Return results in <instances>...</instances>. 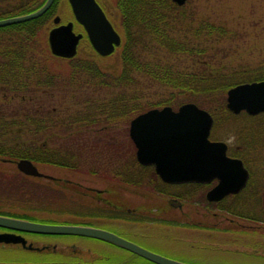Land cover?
Listing matches in <instances>:
<instances>
[{
  "label": "trees",
  "instance_id": "trees-1",
  "mask_svg": "<svg viewBox=\"0 0 264 264\" xmlns=\"http://www.w3.org/2000/svg\"><path fill=\"white\" fill-rule=\"evenodd\" d=\"M118 2L115 25L122 43L106 57L92 50L72 58L51 53L43 30L58 3L38 18L0 27L1 165L26 158L41 170L73 167L82 171L85 164L89 169L104 165L100 170L106 176H112L116 167L121 176H127L133 152L125 144L113 142L110 134L114 129L106 125L129 123L153 107H178L192 101L213 115L216 130L223 122L239 116L227 107L228 89L240 82L264 79V57L235 63L234 57L227 59L230 54L220 55L221 49L233 46L234 30L199 14L190 4L192 0L182 5L175 0ZM43 4L0 3V19L32 12ZM113 56L116 60L112 64H104ZM58 94L63 97L59 99ZM179 95L185 96V101L176 100ZM57 99L60 103H56ZM242 113L240 116H244ZM245 124L241 122L232 129L246 139L247 132L254 130ZM105 133H109L108 137ZM136 172L146 176L152 187L159 182L138 162ZM252 184L253 179L243 192L252 193ZM241 198L234 199L236 206H251L250 197ZM0 214L75 224L121 216L88 202L63 183L18 169L9 171L4 166H0ZM148 220L157 222L154 218ZM258 234L240 232L236 236L240 245L235 250L225 238L212 239L206 249L235 254L234 261L237 256L245 257L237 260L239 264H264V235Z\"/></svg>",
  "mask_w": 264,
  "mask_h": 264
},
{
  "label": "water",
  "instance_id": "water-1",
  "mask_svg": "<svg viewBox=\"0 0 264 264\" xmlns=\"http://www.w3.org/2000/svg\"><path fill=\"white\" fill-rule=\"evenodd\" d=\"M184 4L186 0H175ZM47 0L39 9L0 19V27L31 20L43 15L53 4ZM76 21L81 24L95 50L103 56L111 54L122 38L96 0H69ZM61 17L54 18L55 23ZM83 32L74 30L71 20L53 27L48 40L52 53L70 58L77 54ZM227 106L234 113L243 110L255 115L264 112V80L238 83L227 91ZM214 119L212 114L194 102H186L177 110L172 106L151 108L134 117L130 136L137 146L138 160L154 164L156 172L167 182H218L207 192L209 200H220L242 190L249 170L242 159L227 153V143L210 138ZM17 167L28 175L42 173L30 159H20ZM0 227L40 234H68L93 237L112 242L157 264H189L145 248L107 229L65 223H44L0 214ZM0 243H20L33 249L26 237L14 231H0ZM59 264V263H53Z\"/></svg>",
  "mask_w": 264,
  "mask_h": 264
},
{
  "label": "flooded vegetation",
  "instance_id": "flooded-vegetation-1",
  "mask_svg": "<svg viewBox=\"0 0 264 264\" xmlns=\"http://www.w3.org/2000/svg\"><path fill=\"white\" fill-rule=\"evenodd\" d=\"M107 17L115 26V20L118 17V9L116 7V3H119L118 0H96ZM46 0H0V3H45ZM69 3L68 0H54L53 3ZM112 3V4H110ZM115 3V4H113ZM56 14H54L55 16ZM53 16V17H54ZM61 16V15H60ZM71 18H73L71 12ZM68 19L66 21L71 20ZM66 21L62 20L60 24L65 23ZM55 25L53 24L52 27ZM117 29V28H116ZM75 30L77 32L83 31V28H77L75 23ZM118 30V29H117ZM95 53L96 50L91 48ZM178 108V107H177ZM176 108V109H177ZM241 114V113H240ZM243 114V113H242ZM247 117H256L257 115H250L245 112L243 114ZM132 120V118H131ZM131 120L129 123H131ZM121 125V124H120ZM111 127L114 130L119 127V125H106L105 128ZM112 129V130H113ZM104 131V129H102ZM253 135L254 133L247 134ZM115 138L114 135H111L110 139ZM128 138L130 140L131 146L134 149V160L129 163V175L121 176V171L116 167L113 170L112 176L104 175L103 171L100 170L103 166L94 165L93 168L89 169V166L85 164L83 166L82 171L74 170L73 167L67 168H58L54 167L49 170H41L43 174L38 177H42L45 180H50L56 183L65 184L66 188L76 194H80L83 199H86L88 202H93L94 204L100 206L101 208L107 209L109 211H114L117 213L118 218H101L99 222H95L92 224H87L90 226L101 227L110 231H113L129 240H132L150 250H153L157 253L169 256L165 254L163 251L154 249L149 247L148 242L152 239L157 240V238L149 232H153V227L156 228H166V227H175L183 229L187 232L198 231L195 235L199 237L203 242L208 243L214 237H217L215 232L220 233H228V229L226 228H217L214 225L206 224V221L203 219H207L210 214L217 215L215 209H219L222 211H226L227 214H231V221L234 218L239 216L243 219H248L250 221L257 222L256 218L258 217L260 211L262 210L261 206H263L262 201L264 199V177H260L259 174H256L254 169L252 168L249 161H252L249 156L244 155L239 156L235 155L233 149L236 151L245 150L243 145L241 144V140L239 137H234L233 140L226 141L228 146V154L233 157L242 158L244 165L249 170V178L246 186L235 194H229L224 198L217 201H210L206 198L207 191L212 188L217 181H212L211 183H201V182H166L160 178L157 174L154 164H143L139 162L137 157V146L134 140L130 136V124L128 131ZM213 138V137H212ZM256 140L260 141V137L256 136ZM215 139V138H213ZM113 140V139H112ZM116 142V141H115ZM247 147L251 146L248 139L245 143ZM234 145V147H233ZM136 159V160H135ZM141 164L145 167V170H148L149 173H153V177L155 180L159 181L158 184H155L152 187L150 184V180L146 178V176H139L136 172V163ZM253 162V161H252ZM255 162V159H254ZM38 167V166H37ZM40 168V167H38ZM102 173V174H101ZM253 179V183L251 189L252 193L243 192L245 191L249 183ZM139 183H147V186H139ZM203 192V188L207 187ZM197 189V190H195ZM256 193V194H255ZM126 194V195H124ZM257 195V196H256ZM236 197H249L251 198V205L256 208L253 213H248L245 210L247 207H238L236 203H229V200L234 202ZM202 198V199H201ZM205 198V199H203ZM200 200H203L200 202ZM233 204V205H231ZM249 204V203H248ZM234 208L236 210H234ZM176 212V213H173ZM240 212V213H238ZM129 215L135 216L134 218L129 217ZM200 215L203 219L195 220L194 216ZM247 215H251L249 218ZM256 215V216H255ZM149 216H155L157 222H153L148 220ZM236 216V217H235ZM240 220V219H239ZM154 224H153V223ZM166 222H173L172 225H167ZM239 225H243L242 222H237ZM0 231H11L6 228H1ZM17 233L23 234L28 243H33L34 248L30 251H35L40 254L48 253L51 255L59 254L66 259H62L58 262H34L36 264H156L155 262L144 258L134 252H131L127 249L121 248L115 244L110 242L86 237V236H76V235H59V236H67V237H79L83 238V242H76L72 240H61V241H47L43 240L46 237H52L54 235L47 234H36L29 232H19ZM231 233V231H229ZM232 234V233H231ZM43 237V238H42ZM220 238H227L219 235ZM207 241H206V240ZM101 242L104 244L103 248L99 254L94 251L92 246L86 242L88 241ZM197 240V239H195ZM1 245V244H0ZM11 245V244H10ZM19 247H23L21 244H15ZM4 246V245H1ZM8 246V245H5ZM108 247H115L117 252L109 250ZM195 247V246H192ZM203 249L207 248V245L200 246ZM210 250V249H208ZM124 251V255H120L121 252ZM216 251V250H214ZM221 254H225V252H219ZM171 257V256H170Z\"/></svg>",
  "mask_w": 264,
  "mask_h": 264
},
{
  "label": "rangeland",
  "instance_id": "rangeland-1",
  "mask_svg": "<svg viewBox=\"0 0 264 264\" xmlns=\"http://www.w3.org/2000/svg\"><path fill=\"white\" fill-rule=\"evenodd\" d=\"M190 4L196 8V11H199V14H204L205 17H211L215 21L224 22L229 25L231 29L234 30V36L232 40L233 46H226L225 48L221 49L219 51L220 55L230 54L231 56H228L227 59L230 60L232 57H234L233 59L237 60L235 63L254 62L260 57H264V0H192ZM54 14H60L62 16L63 21L70 19L71 10L69 4L66 2L58 3L56 11L53 13L52 17L54 16ZM52 26L53 21L51 19V21L48 22V24L45 26V29L43 30V36L46 37L47 42L48 33ZM83 42L84 45L80 47V53H87L89 50H91V47L88 41L85 40ZM115 60L116 56H113L104 61V64L110 65ZM58 95L59 99H61L60 96L63 97L62 94ZM185 99V96L179 95L176 100L185 101ZM154 100L158 99L154 98ZM56 103H60V100L57 99ZM238 115V117L235 116L234 118H231L230 121L223 122L220 128L218 127L216 130H214L213 128L212 137L224 141L233 140L234 137H239L240 139H242V135L239 133V131L236 129H232V127L237 126L239 123L241 124V122H245V125H252L254 134L249 135V137H247L246 139L245 137H243L244 141L241 140V144L243 145V148L245 150L236 151L235 149H233V151L240 152L241 154L249 156L250 159L253 161L249 162L256 174H259L260 177H264V113L253 118L247 116H240V114ZM129 124L130 123L128 122L122 123L121 125H119L118 128L113 131V133L111 132L110 135H114L115 137L112 138L113 140L111 139L113 142L116 141L120 146H123L125 144L126 146H128L130 151L133 152L134 149L131 146L130 140L128 138ZM247 133L250 134L251 130H249V132ZM108 134L109 133H105L107 137ZM256 136H258V138L260 137V141L256 140ZM96 138L97 136H95V139ZM247 139L251 144V146L249 147H247V145L245 144ZM0 166H4L6 169H9V171L17 169L16 163H4L3 165L0 164ZM206 188H208V186L203 188V192L206 190ZM201 201L203 200H200V202ZM230 202L235 203V200L234 202L229 200V203ZM262 203V205L264 206V199ZM255 210L256 208L251 205L250 207H247L246 212L253 213L252 211ZM215 212H217L216 216L210 214L207 219H203L200 215L194 216V218L195 220L203 219L208 225H214L217 226V228H226L228 230H245L243 228L246 227L251 229H257L259 228L258 225H261L263 226V228L259 229L260 231L258 235H264V223L261 224L259 222L264 221V209L260 211L258 217L255 219L258 220V222L247 221L245 219L240 218L239 216H237V218H234V220L231 221L232 215L230 214V216L226 213V211L215 209ZM173 213L176 212L173 211ZM237 222H242L243 225H239ZM150 230H152L153 232L149 233L154 235L157 240L152 239L150 242H148L149 247L161 250L172 258L179 259L189 264H216L217 262L229 263L232 261L233 262L231 264H239L237 260H243L245 258L243 256H237V260L234 261L235 255L227 253L221 254L214 250L200 248V246L205 244V242H203L199 237L196 238V236H193L198 231H192L189 233L183 229L176 228V226L166 228L161 227L159 229L153 227ZM230 235H232L230 237L228 236V240L232 242L230 244H232V246H239L240 240L235 239V236H239V233L232 232V234ZM258 238L260 239V237ZM43 240H72L78 243L83 242V238L81 239L79 237L67 236H52L43 238ZM86 243L90 244L94 251L97 252V254H99V252L101 251L100 249H102L104 246L103 243L95 242L93 240L88 241ZM254 245L261 246L259 244ZM108 248L111 251L117 252V249H115V247ZM118 252H121L120 255L125 254L124 251ZM66 258L67 257L53 253H51V255H49L48 253L40 254L35 251L26 250L23 247H19L15 244H11L8 246L0 245V263L22 262L25 264H32L34 262L41 263L45 261L58 262Z\"/></svg>",
  "mask_w": 264,
  "mask_h": 264
}]
</instances>
